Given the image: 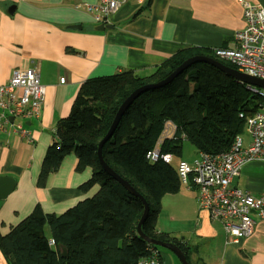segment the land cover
<instances>
[{"label":"crops","instance_id":"0c3cea01","mask_svg":"<svg viewBox=\"0 0 264 264\" xmlns=\"http://www.w3.org/2000/svg\"><path fill=\"white\" fill-rule=\"evenodd\" d=\"M247 1L264 8V0ZM98 3L0 0V85L14 69L25 70L35 63L45 88L37 118L23 123L32 144L11 128L0 131V177L14 179L12 192L0 199L1 235L36 206L44 214L59 215L97 192L98 187L87 193L79 191L91 169L76 172L73 154L48 175L43 187L37 186L42 160L55 141L56 124L69 115L84 81L123 72L147 77L184 49H232L234 33L244 27L240 0L128 1L103 25L96 23L86 8ZM99 26L105 28L97 30ZM60 78H64L63 84ZM232 184L251 193H264V161L247 163ZM183 190L186 196L179 192L162 198L158 233L188 244L194 264H264V220H256L250 236L231 241L221 223L211 221L199 208L196 191ZM169 197L172 199L167 200ZM45 233L49 236L47 229ZM158 251L160 264H175L169 253ZM0 264H6L1 253Z\"/></svg>","mask_w":264,"mask_h":264},{"label":"trees","instance_id":"16d2710c","mask_svg":"<svg viewBox=\"0 0 264 264\" xmlns=\"http://www.w3.org/2000/svg\"><path fill=\"white\" fill-rule=\"evenodd\" d=\"M196 55L234 68L217 59L213 51L184 49L147 77L123 72L82 83L69 115L56 124L55 141L46 150L37 186L43 187L48 175L73 154L76 172L91 169L90 178L79 185V191L87 193L98 187L97 192L59 215L44 214L36 206L6 235L0 234V253L6 264H137L150 255L149 249H163L138 237L136 226L143 204L102 169L97 146L118 107L135 89L163 80ZM249 95L243 85L214 66L193 64L172 83L139 96L102 147L106 165L148 205L142 232L178 247L189 264H194L191 247L181 238L156 231L162 198L178 194L181 189L176 169L165 158L180 157L183 141L190 143L197 154L227 152L242 133L243 122L237 113L247 114L253 108L249 106ZM166 122L175 126L174 134L162 141L159 159L151 163L149 155Z\"/></svg>","mask_w":264,"mask_h":264},{"label":"built area","instance_id":"2783aa9c","mask_svg":"<svg viewBox=\"0 0 264 264\" xmlns=\"http://www.w3.org/2000/svg\"><path fill=\"white\" fill-rule=\"evenodd\" d=\"M128 1L140 0H99L86 8L93 13V20L103 25L109 15ZM240 5L244 27L233 35L235 47L213 52L217 59L231 64L239 73L264 80V8L247 0H240ZM237 82L259 98L249 113H237L243 122L242 133L235 137L227 152L215 156L199 153L193 162L180 161L176 167L181 188L196 191L199 208L207 212L211 221L220 222L225 236L234 242L250 236L256 220H264V193H251L232 184L247 163L264 161V88ZM59 83L63 84L64 78ZM44 93L35 63L25 70L14 69L7 82L0 85V131L11 128L32 144L33 138L23 123L37 118ZM174 131L171 122L164 124L149 155L151 163L159 159L162 141ZM53 244L51 240L49 245ZM149 251L150 255L137 264H160L159 251L153 248Z\"/></svg>","mask_w":264,"mask_h":264},{"label":"water","instance_id":"95a60500","mask_svg":"<svg viewBox=\"0 0 264 264\" xmlns=\"http://www.w3.org/2000/svg\"><path fill=\"white\" fill-rule=\"evenodd\" d=\"M105 26H99L97 30H103ZM197 63H206L214 66L217 68L220 72L224 73L225 75L231 77L235 81H239L243 84L253 85L260 88H264V80L257 79L242 73H239L234 68L227 67L218 61L201 55H196L193 57H190L183 61L180 65H178L166 78L163 80L154 83V84H146L143 85L137 89H135L118 107L114 118L110 124V127L105 134V136L100 140L97 146V159L102 167V169L110 176L112 177L116 182H118L125 190L133 194L134 196L138 197L142 204H143V213L142 216L136 226V232L140 239L144 240L147 244L164 248L168 251H170L180 262V264H189L186 260V257L184 254L179 250L178 247L171 243L163 242L160 240L152 239L146 236L141 229V224L145 221L147 215H148V205L145 202V200L124 180H122L120 177H118L104 162L102 158V147L103 145L112 137L114 131L118 127L121 119L123 118L125 112L127 109L132 105V103L142 94L152 91L155 89H160L170 83H172L180 74H182L183 71H185L188 67H190L193 64ZM12 119L10 118V121ZM14 187V179L9 177H0V199H5L13 190ZM63 255L65 256L66 253L63 252Z\"/></svg>","mask_w":264,"mask_h":264},{"label":"rangeland","instance_id":"374dc122","mask_svg":"<svg viewBox=\"0 0 264 264\" xmlns=\"http://www.w3.org/2000/svg\"><path fill=\"white\" fill-rule=\"evenodd\" d=\"M258 102H259L258 97L249 95V106H256ZM243 139L246 140L247 136L244 135ZM197 156H198V154H197V151L195 150V148L190 143H188L187 141H183L181 156L180 157L166 156L165 159L171 166L176 168L179 160H185L187 163H191V162H193V160L195 158H197ZM180 193H181V196H186L185 194L187 193V191H185V190H183V188H181ZM166 198H168V197H166ZM171 199L172 198L169 197V199H167V200H171ZM160 250H163V251L169 253L172 256V258L175 260V264H180L179 260L172 253L168 252L167 250H164V248L160 249Z\"/></svg>","mask_w":264,"mask_h":264},{"label":"bare ground","instance_id":"6f19581e","mask_svg":"<svg viewBox=\"0 0 264 264\" xmlns=\"http://www.w3.org/2000/svg\"><path fill=\"white\" fill-rule=\"evenodd\" d=\"M251 107H253V106H251ZM41 108V107H40ZM254 108V107H253Z\"/></svg>","mask_w":264,"mask_h":264}]
</instances>
